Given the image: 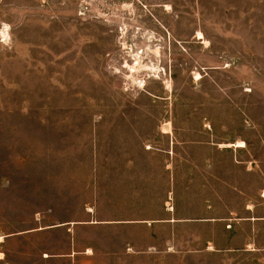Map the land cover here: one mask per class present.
I'll list each match as a JSON object with an SVG mask.
<instances>
[{"label": "rangeland", "instance_id": "374dc122", "mask_svg": "<svg viewBox=\"0 0 264 264\" xmlns=\"http://www.w3.org/2000/svg\"><path fill=\"white\" fill-rule=\"evenodd\" d=\"M251 7L248 0H0V264H237L244 257L181 241L182 233H199L223 243L214 228L178 227L170 245L167 229L154 244L143 224L102 222L155 215L162 206L207 207L218 191L235 204L223 184L181 175L179 143L171 180L163 149L190 140L212 154L214 142L246 140L251 155L263 154L264 37L249 35ZM182 18L185 35L169 27ZM135 58L144 67L131 77ZM68 251L69 260L40 259Z\"/></svg>", "mask_w": 264, "mask_h": 264}, {"label": "crops", "instance_id": "0c3cea01", "mask_svg": "<svg viewBox=\"0 0 264 264\" xmlns=\"http://www.w3.org/2000/svg\"><path fill=\"white\" fill-rule=\"evenodd\" d=\"M248 5L252 6L248 10V22H250L249 35L252 37H264V0H248ZM205 12L198 11L199 21L205 19ZM182 19L169 20V27L176 33L182 32ZM186 33L190 32L189 26L185 28ZM203 33L204 30H198ZM186 33H183L184 35ZM205 36V35H204ZM194 37V36H193ZM196 40V39H195ZM199 43L200 41L197 40ZM202 44V43H200ZM205 47V46H204ZM202 78V77H201ZM230 142H214L216 147H212L210 154V146L200 144L195 141H167L163 151L167 155L165 160V172L173 180V149L176 143H179L183 152L180 155L181 175L191 173L192 180L196 181H214L213 188L220 189L222 184L226 189L235 195L236 202L232 205L230 202L225 203L223 195L218 191L211 205L197 206L184 205L183 209L178 213L174 206H162L160 211L155 215L123 219L113 217L103 221L106 225L119 224H143L148 232V243H157L158 230L167 229L171 232V237L168 238V244H174L176 239L174 231L179 228H189L197 226L199 228H214L220 230L224 236L223 243L217 235H211L201 238L198 233L196 238L194 234H181L182 243L186 240L195 239L203 241L204 248L201 251H212L216 253H224L233 256V254H241L244 257L239 259L237 264H264V152L261 156L251 155L248 150V141L242 140L244 146L237 147L234 145L227 146ZM195 142V143H194ZM221 148H233L235 150L244 149L247 155L243 157H229L222 159L216 155V150ZM195 168H189V166ZM225 166V167H222ZM227 166V167H226ZM242 174V177H238ZM237 175V177H235ZM207 186V184H204ZM199 202V201H198ZM229 204L225 210L217 212L216 205ZM80 224H88L91 222H79ZM94 223V222H93ZM77 224V223H72ZM60 225H54L49 228L37 227L20 236L22 240L30 238H38L44 233L53 231ZM67 228V231H71ZM69 241L72 242L73 236L68 234ZM69 246V244L67 243ZM73 251L66 253H42L40 259H70ZM0 262L3 260L2 252H0ZM217 255V254H216ZM223 255V254H222ZM40 257V256H39ZM230 259V258H229Z\"/></svg>", "mask_w": 264, "mask_h": 264}, {"label": "bare ground", "instance_id": "6f19581e", "mask_svg": "<svg viewBox=\"0 0 264 264\" xmlns=\"http://www.w3.org/2000/svg\"><path fill=\"white\" fill-rule=\"evenodd\" d=\"M4 31H5V29L4 30H2L1 31V35L2 36H4L5 35V33H4ZM196 38L197 39H201V40H203V42L205 41V39H204V37H203V34L201 33V32H197V34H196ZM136 60H135V63L133 64V65H129L128 66V68H129V72H130V74H131V77H132V74L133 73H138L139 72V70L142 68V67H144V65H142V64H140V62H139V58H135ZM155 68V67H154ZM198 75V74H197ZM131 77H129V78H131ZM197 77H199V76H197ZM195 79H197V78H195ZM132 80H133V78H132ZM135 80V79H134ZM140 85V84H139ZM165 129V131L167 132L168 131V127H166V128H164ZM238 143H243L242 141H238ZM264 192V191H263ZM2 237H0V240H2L1 239ZM0 258H1V255H0Z\"/></svg>", "mask_w": 264, "mask_h": 264}]
</instances>
